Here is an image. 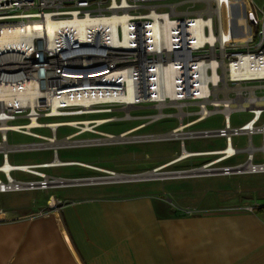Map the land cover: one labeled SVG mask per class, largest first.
<instances>
[{"label":"built area","instance_id":"2783aa9c","mask_svg":"<svg viewBox=\"0 0 264 264\" xmlns=\"http://www.w3.org/2000/svg\"><path fill=\"white\" fill-rule=\"evenodd\" d=\"M189 1L192 2L191 7L179 9L177 7L183 0H0V34L6 28L21 30L24 24H31L34 21L44 25L49 20L60 21L75 16L98 18L109 17L112 14H126L131 30L130 49L135 48L141 42L146 50L143 63L144 70H147L146 74L148 71L153 72L155 65H158L162 71L170 66L174 103H180L181 106L186 102L195 104L196 108L192 110L195 117L192 121L204 119L215 111L223 112L224 125L222 127L194 130L190 132V136H222L224 145L220 147V150H224L223 147L229 142L233 145L232 135L239 132L248 135L246 146L240 148L233 145L232 152L227 156L216 160L220 157L218 156L203 165L207 164L206 167H210L245 150L246 160L244 162L223 164L215 168L250 172L264 171V0H241L244 5V29L238 34H231L233 29L228 19L226 0ZM153 11L158 15L166 14L169 17L166 24L159 22L161 29L164 25L166 27L167 43L160 42L155 50L150 49L149 38H146L152 25ZM222 15L225 16V35H223L222 29ZM116 35L120 40L124 36L120 24L116 27ZM29 40L28 46L17 49L0 46V168L8 160L10 151L39 145L32 142L10 144L8 132L14 131L44 138V136L31 131L34 127L26 126L30 121L32 108L8 101L10 96L16 94L17 87L22 86L23 82L32 80L36 74L41 85H43V76L47 75L59 79L54 83V88L70 86L74 84L72 80L67 77H58V74L68 70L73 73H81L83 76L77 81L83 82L82 85H87L92 82L84 78L89 70L101 68L115 72L124 69L125 64L137 61L131 52H126L113 62L107 61L105 56L108 50L128 47L111 43L95 45L89 42L85 45L88 46L86 49L67 29H58L51 37L42 32L32 34L29 36ZM48 41H52L54 46L48 45ZM108 75L106 73L99 76L100 80L120 83L119 90H125L126 79L124 77L114 76L112 78ZM148 77L150 82L152 76L146 75V78ZM149 84V87L152 86L151 83ZM137 89L138 87L135 86L136 95L140 92ZM98 91V94H101L102 89ZM91 92H94V89H91ZM222 99L244 102L245 104L233 107L228 111L219 107L215 108L214 102ZM145 101L155 103L152 100H144L139 97L133 102L137 104ZM114 103L125 102L106 99L105 102H95L92 106L94 109H102L97 106ZM48 109H50L49 105H45L43 109L37 110V114H33L37 118L41 114L47 117L70 115L76 114L80 107L62 105L58 107L59 114L49 113V115L46 114L51 111ZM232 110L248 111L250 116L245 120L247 122L244 121L245 123L237 126L231 125L228 119ZM158 114L161 116L165 113L160 110ZM18 118L26 120L16 122L15 120ZM260 120L262 121L259 122ZM251 121L252 126L241 128ZM254 132H260L263 135V142L259 146H254L251 142V135ZM256 150L262 152L261 161H254V151ZM224 155L222 153L221 156ZM56 158L54 154L52 160ZM47 162L12 163L7 170L0 169L3 174V178L0 177V191L44 189L50 186L64 185V178L49 176L42 170V168L60 164L47 165L45 164ZM13 170L26 172L36 177L19 179L11 175ZM112 175L111 171L103 176L110 177ZM89 178L96 180L97 177ZM54 201V206L47 203L46 209H56L59 201L57 199ZM245 208L252 210L253 206L248 205ZM183 211L191 213L192 209L185 207ZM46 212L44 211V213Z\"/></svg>","mask_w":264,"mask_h":264},{"label":"crops","instance_id":"0c3cea01","mask_svg":"<svg viewBox=\"0 0 264 264\" xmlns=\"http://www.w3.org/2000/svg\"><path fill=\"white\" fill-rule=\"evenodd\" d=\"M226 2L230 22L241 5ZM163 192L112 187L2 204L0 264H264V195L231 208L171 203ZM52 198L58 207L46 209Z\"/></svg>","mask_w":264,"mask_h":264},{"label":"rangeland","instance_id":"374dc122","mask_svg":"<svg viewBox=\"0 0 264 264\" xmlns=\"http://www.w3.org/2000/svg\"><path fill=\"white\" fill-rule=\"evenodd\" d=\"M236 1L237 0H226ZM262 1V0H260ZM192 6L189 0H183L179 9ZM227 7V2H226ZM233 19H238L233 18ZM230 18V22L233 20ZM240 22V19H239ZM222 29L225 35V16L222 15ZM101 107L102 109H98ZM96 111L77 112L76 114L47 117L40 115L39 124L48 121H73L72 124L58 126H36L32 132L40 136H29L18 132H8L10 144L39 143V145L26 149H16L8 153L10 163H37L50 161L54 154L61 160H73L74 163L53 165L42 168L49 176L71 178L72 176L90 174L97 177L94 181L109 182L96 187H82L81 185H55L44 189H21L0 194V205L12 203H31L41 195L52 193L56 196L71 195L75 192H89L109 188H126L130 191H164L171 203H192L201 207H236L251 202V198L258 194L264 195V171L250 172L247 170L219 172L216 166L244 162L246 151L242 150L235 156L220 161L205 171L197 174L179 176L180 170L199 168L219 154H197L169 163L181 153L182 144L188 150L217 149L224 145V137L218 135L190 136V132L200 129H214L224 125V114L215 111L204 119L191 123L195 115L192 110L196 108L193 103H183L181 112L174 103L164 104L159 108L157 104L145 101L127 106L124 103H114L97 106ZM127 107V108H126ZM103 110V111H102ZM164 115L155 117L159 111ZM74 113V112H73ZM78 113V114H77ZM250 113L246 110H232L229 114L230 124L237 126L242 124ZM97 117L109 119L97 124L91 121L88 124L79 122ZM25 118H18L16 122H24ZM76 121V122H75ZM260 120L259 122H261ZM182 123V129L172 134L170 131L177 129ZM110 133L113 136L107 137ZM122 135H119L121 134ZM54 135L56 142L49 143L47 137ZM46 136V137H45ZM248 141V135L239 132L232 135V143L235 147H244ZM251 142L259 146L263 142V135L254 132ZM42 146V147H41ZM262 160L261 150L254 151V161ZM83 162L106 168L114 172L107 178V172L97 168L88 167L78 162ZM1 162V155H0ZM157 174L148 176L146 173L158 166ZM163 172V174H160ZM141 174L139 179L123 180L115 177L117 174ZM11 175L19 179L35 178L36 176L19 170L11 171ZM100 176V177H99ZM0 177L3 174L0 172ZM102 177V178H101ZM94 181H92L94 183ZM114 181V182H111ZM171 190L174 191L171 192ZM252 206V203L248 204Z\"/></svg>","mask_w":264,"mask_h":264},{"label":"bare ground","instance_id":"6f19581e","mask_svg":"<svg viewBox=\"0 0 264 264\" xmlns=\"http://www.w3.org/2000/svg\"><path fill=\"white\" fill-rule=\"evenodd\" d=\"M241 5V9L239 11V19H233L231 22V27L233 30H231V34H238L241 33L244 29V5L241 0H238ZM233 5V4H232ZM153 20L151 28L149 29L148 35H146V38H149L148 44L150 46V49H157L160 42L167 43V30L164 25V27L161 29L159 27V22H164L166 24L169 17H167L166 14L158 15L155 11L152 13ZM120 24L123 30V38L117 39L116 35V27ZM129 22L127 20L126 14H112L109 17H98V18H91L88 16L78 18H67L60 21H47L46 24H41L40 22L34 21L31 24H24V27L20 29H8L6 28L3 30L0 34V46H8L11 48H20L22 46H28L30 44L29 36L32 34H39L42 32L44 35H47L49 37L53 36L58 29H67L70 31L71 34L76 37L81 42V46L88 49V46H85L89 42L94 43L95 45H100V43H111L114 45H120L125 46L128 48H122L118 47L113 50H108L106 53L105 58L107 61L113 62L115 59L119 58V56H123L126 52H131L135 55V58L137 59L136 62L125 64L123 67L124 69L117 70L115 72L106 69L97 68L94 70H89V73L85 75L84 78H87L88 80H91L90 84L82 85L83 82H78V78H81L83 75L81 73H73L71 71L65 70V72H61L58 74V77H67L68 79L72 80L74 84H71L70 86H59L54 88V83L59 80L55 76L48 77L47 75H44L43 77V85L40 84V81L38 78L35 77L32 80H26L23 82L22 86L17 87L18 90H16V94L10 96L8 98V101L15 103L17 105H25L30 106L32 108L31 111V118L28 124H26L27 127H35V126H58L61 124H72L73 121L70 120H63V121H48L47 123L39 124L38 118L36 115L38 113V109H43L45 105H49L51 110L50 112L46 113L50 114H59L60 110L58 107L65 105H77L80 107V110L77 112H89V111H96L93 108V104L95 102H105L106 99H115L117 101L125 102L127 106L136 104L135 101L137 97L146 99V100H152L157 104L159 108H161L162 105L166 103H174V97H173V86H172V72L170 66H168L164 71H162L158 65H155L153 67V72L144 70L143 63L145 61V48L143 47L142 43L139 42L135 48H131V36H130V28H129ZM52 41H48V45H52ZM54 46V45H52ZM148 46V45H147ZM149 48V47H148ZM99 50V48L97 47ZM101 50V49H100ZM135 59V60H136ZM106 67V66H105ZM108 73V76H117L118 78L124 77L126 79V87L124 91L119 90L121 88L120 83L112 82V81H102L100 80L99 76H102L104 74ZM146 75H150L152 78L149 82V77L146 78ZM37 78V79H36ZM135 79V80H134ZM147 80V82H146ZM137 82V83H136ZM86 83V82H85ZM151 83L152 86H148ZM135 86L139 89V94L136 95L135 93ZM91 89H94V92H91ZM102 89L101 94H98L99 91ZM137 89V90H138ZM109 90V91H105ZM175 104V103H174ZM245 104L244 102L239 103L237 101L228 100V99H222V100H216L214 102L215 108L219 107L220 109L224 111H228L232 109L233 107H237L239 105ZM81 105V106H80ZM177 107H179V110L181 112L182 108L180 103L175 104ZM127 108V107H126ZM100 110V109H99ZM103 111V110H102ZM34 113V114H33ZM78 114V113H77ZM160 114H155V117H158ZM108 117H97L96 120H81L79 122L89 123L91 121H96L97 124L104 122L108 120ZM202 119H196L191 121V123L198 122ZM76 122V121H75ZM228 122L230 120L228 119ZM247 122V121H245ZM243 122V123H245ZM242 123V124H243ZM251 122H248L246 125L242 126L241 128H248L251 125ZM182 123L179 125L177 129H173L170 132L172 134H181L185 132H177L178 130L182 129ZM107 137H112L113 135L110 133L105 134ZM119 135H122L119 134ZM49 143H55L56 139L54 135L52 137L46 138ZM35 144V143H34ZM37 144V143H36ZM39 144V143H38ZM223 148L224 150H220V148L217 149H206V150H188L185 148V146L182 144L181 147V153L178 157L173 158L169 163L175 162L177 160L183 159L184 157L190 156V155H197V154H219L216 160H220L227 156L230 152L233 150V145L229 142L227 145H225ZM225 154L224 156H221ZM73 160H61V159H54L52 161H48L47 165L51 164H70L74 163ZM78 162V161H77ZM80 164H83L88 167L97 168L96 166L86 164L83 162H78ZM8 160L2 165L0 168L1 170H7L9 165H11ZM207 164L200 166V171H205L204 169H207ZM164 165L158 166L156 168H153L150 170V172L146 173L148 176H152L157 174V170L163 168ZM99 170L106 171L107 173L111 172L112 170L106 169V168H97ZM113 172V171H112ZM114 174V172H113ZM160 174H163L161 172ZM141 175V174H140ZM140 175H137V177H140ZM106 177V176H105ZM111 177V176H110ZM115 177H124L120 179H126L128 177H134L130 175H120L117 174ZM102 178V177H101ZM109 178V177H107ZM142 178V177H140ZM54 199L52 198L50 201V204L54 206ZM0 212V217L3 216Z\"/></svg>","mask_w":264,"mask_h":264},{"label":"water","instance_id":"95a60500","mask_svg":"<svg viewBox=\"0 0 264 264\" xmlns=\"http://www.w3.org/2000/svg\"><path fill=\"white\" fill-rule=\"evenodd\" d=\"M218 169L219 172H229V171H235L234 169H228L224 170L222 168H216ZM200 167L199 168H192V169H185V170H180L178 171L179 176H187V175H192V174H197L200 173ZM134 177H128L124 180H135L139 179L140 177H137V175H140L138 173L135 174H126ZM95 178H89V177H79V178H64V185H70V184H79V183H85V182H92L94 181Z\"/></svg>","mask_w":264,"mask_h":264}]
</instances>
